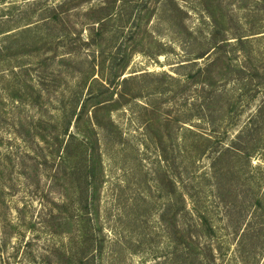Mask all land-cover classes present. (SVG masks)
<instances>
[{"label": "rangeland", "instance_id": "rangeland-1", "mask_svg": "<svg viewBox=\"0 0 264 264\" xmlns=\"http://www.w3.org/2000/svg\"><path fill=\"white\" fill-rule=\"evenodd\" d=\"M0 264H264V0H0Z\"/></svg>", "mask_w": 264, "mask_h": 264}, {"label": "trees", "instance_id": "trees-1", "mask_svg": "<svg viewBox=\"0 0 264 264\" xmlns=\"http://www.w3.org/2000/svg\"><path fill=\"white\" fill-rule=\"evenodd\" d=\"M115 16L113 14H108V15H105L103 17H100L98 20H97V26L93 27L92 29V32L89 33L88 37H91L93 38V36L95 35H102L104 33V31H106V24L108 21H112V20H115ZM125 79V78H123ZM91 81L93 82H97L98 85L101 86V88L103 87H106L105 84H109L110 82L107 81L106 79H101V80H98L96 78L92 79ZM97 94H100V93H95L93 92L92 90L89 91L88 93V96H87V99H86V102H82L81 103V106H80V109L79 110H75V107H72V111H70V115L69 113L66 114L65 113V117H66V120H67V123H68V126H65L64 128V131H68L69 129V120H72L73 117H77L81 111V108L82 110L85 109V106L88 104V101L89 103L92 102V106L93 108L96 106L97 103H99L100 101V98H97L96 95ZM112 100V99H111ZM84 101V99H83ZM101 102V101H100ZM78 108V107H77ZM82 112V111H81ZM69 115V117H68ZM94 117V116H93ZM92 124L96 123L94 120H91ZM90 145V141H86L84 139H80L78 140V137L75 136L74 133H71L69 132L68 134V138L64 141V143L60 146L61 147V150H62V159L63 162H69L70 159H72V154L71 152H73V150L75 148H81L82 152H83V157L86 159L87 155L89 156V146ZM87 148H88V151H87ZM87 161V159H86ZM81 166H84L83 164H79V165H76V166H73L72 169H68L69 171V174H73L74 173H78L80 169H82ZM79 192H80V195L82 196V194H85V192L87 193V186L86 185H82V184H79ZM76 242V241H75ZM80 251V250H79Z\"/></svg>", "mask_w": 264, "mask_h": 264}]
</instances>
